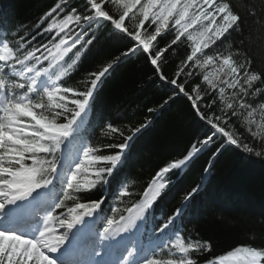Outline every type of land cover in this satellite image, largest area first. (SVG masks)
I'll list each match as a JSON object with an SVG mask.
<instances>
[{"label":"snow or ice","instance_id":"obj_1","mask_svg":"<svg viewBox=\"0 0 264 264\" xmlns=\"http://www.w3.org/2000/svg\"><path fill=\"white\" fill-rule=\"evenodd\" d=\"M247 16L264 26V2L249 6ZM244 23L230 0H55L34 25L5 32L0 39V264H65L57 255L70 233L107 199L85 201L84 195L109 183L131 142L152 122L149 117L136 126L106 122L99 143L84 135L96 91L116 66L137 53L171 91L147 112L184 98L202 130L182 156L155 171L142 192L120 182L119 198H137L124 209L127 215L107 219L101 239L131 231L169 188V174L182 173L210 148L215 147L212 160L228 146L264 154L237 128L264 143V71L254 70L252 58L233 49L229 39L233 32L243 33ZM109 25L129 46L67 84L95 34ZM169 33L172 38L161 46ZM37 36L50 39L37 44ZM182 38L189 50L168 76V53L177 54L173 46ZM218 44L224 48L214 51ZM199 189L198 184L185 194L181 207L155 229L159 243L148 255L138 256L129 247L118 264H200L198 255L210 251L211 244L185 239L175 227ZM204 264H264V247L238 246Z\"/></svg>","mask_w":264,"mask_h":264},{"label":"trees","instance_id":"obj_2","mask_svg":"<svg viewBox=\"0 0 264 264\" xmlns=\"http://www.w3.org/2000/svg\"><path fill=\"white\" fill-rule=\"evenodd\" d=\"M54 2L0 0V39L4 38L5 32L10 33L18 26L34 25ZM77 2L82 3V0ZM261 2L264 0H230L233 9L245 17V23L242 25L243 33L233 32L229 39L233 49L238 48L252 58V68L258 71H264V26L254 23L253 18L247 16V9ZM172 35L169 33L161 39V46ZM48 39L50 37L37 36L36 42L47 43ZM129 44L126 37L114 34L110 25L101 27L95 34L94 43L83 53L78 71L66 83L75 84L85 73L98 69ZM173 47L177 54L168 53L169 63L164 66L168 76L173 75L176 64L189 50L188 41L183 38ZM223 48L224 45L218 44L214 51ZM169 95L170 86L162 84L154 76L142 52L116 66L96 91L89 114L85 117L84 135L90 142H100V128L106 122L117 126L130 122L136 126L143 123L146 117L152 121L131 142L109 183L84 195L85 201L107 197L97 210L106 221L110 217L118 221L120 215H127L124 209L130 206V200L137 198L121 199L117 196V186L121 181L130 185L131 191L142 192L155 171L170 159L182 156L200 134L201 125L184 98L176 99L162 110L151 114L147 112L148 107L158 108ZM237 128L246 142L264 149V143L253 140L238 124ZM214 151L215 147L203 152L182 173L176 170L169 174V188L143 218L144 241L151 238L157 240L155 229L181 207L183 196L199 184V191L193 194L185 211L176 220L175 227L182 231L185 239H199L211 244L210 251L198 255L200 264L238 246L264 247V154L256 156L228 146L212 160ZM210 162L209 171L205 173L204 169ZM55 190L59 193V182ZM112 208L118 211L113 213Z\"/></svg>","mask_w":264,"mask_h":264},{"label":"bare ground","instance_id":"obj_3","mask_svg":"<svg viewBox=\"0 0 264 264\" xmlns=\"http://www.w3.org/2000/svg\"><path fill=\"white\" fill-rule=\"evenodd\" d=\"M91 229H92V227H91V223H90V217H86L85 223L77 226V228L73 230V234L75 236V239L81 240L85 234H87L88 232L91 231ZM139 232H140V228L136 225L128 234H123V235L117 236L115 239H111L113 241V242H111V244L106 243L105 249L96 252V254H95L96 258H95V260H93L91 262V264H99V259L106 257L109 254L110 249H112L111 255H110V257H107V259L109 260V263L110 264H118V261L125 254V251L120 253V255H118V256H114L113 250H117V251H115V253L119 252L120 246H122L120 243H128V241L131 239L132 236L137 238V242L134 244L133 248L137 250V255L139 256V241H138ZM114 242L118 243V245L114 244ZM82 251L84 253V250H82ZM58 255H61V254H58ZM75 257L76 256H74L73 258L76 259ZM73 258H71V259H73ZM68 259H69V257L66 260H68ZM101 264H102V262H101Z\"/></svg>","mask_w":264,"mask_h":264},{"label":"rangeland","instance_id":"obj_4","mask_svg":"<svg viewBox=\"0 0 264 264\" xmlns=\"http://www.w3.org/2000/svg\"><path fill=\"white\" fill-rule=\"evenodd\" d=\"M90 219H91V217H90ZM140 224V222L139 221H137V225H139ZM106 225V224H105ZM104 225V226H105ZM104 228V227H103ZM103 231V229H101V232ZM108 241V240H107ZM152 243L155 245V244H157V243H159V241H156V240H152ZM227 254V253H226ZM226 254H224V255H226ZM142 255H144V256H146V255H148V252L146 251V249H144V254H143V252H142ZM224 255H222V256H224Z\"/></svg>","mask_w":264,"mask_h":264}]
</instances>
